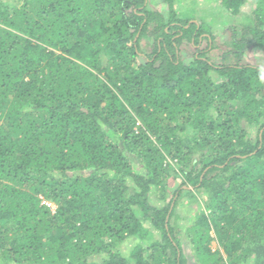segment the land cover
Returning a JSON list of instances; mask_svg holds the SVG:
<instances>
[{
	"label": "trees",
	"instance_id": "1",
	"mask_svg": "<svg viewBox=\"0 0 264 264\" xmlns=\"http://www.w3.org/2000/svg\"><path fill=\"white\" fill-rule=\"evenodd\" d=\"M145 1L0 0V264H264V0H217L219 65Z\"/></svg>",
	"mask_w": 264,
	"mask_h": 264
},
{
	"label": "rangeland",
	"instance_id": "2",
	"mask_svg": "<svg viewBox=\"0 0 264 264\" xmlns=\"http://www.w3.org/2000/svg\"><path fill=\"white\" fill-rule=\"evenodd\" d=\"M144 6L148 8L149 10H157L161 14L165 15L168 13V5L163 0H146L144 3ZM142 8V7H140ZM173 8L176 13V17H184L183 14H188V16H191V19H189V22H195L196 28L193 29V33H190L188 30H192L191 28L187 27L188 25H185L187 27L185 31L186 35H190L192 38H199L198 43L192 44L191 42L183 41L178 45L179 46V60H181L183 63H189L192 60V55L195 54L196 56L202 55L203 58L210 57L212 61L215 62V65H219L222 61L220 60L221 55V48L220 46L224 43V39L229 38L230 33L227 31V33H221L222 29L225 28V24L229 23H236V22H242V17H231L230 15H222L221 12H218L217 9L220 8L219 2L217 0H173ZM187 8V9H186ZM254 8V0H247L242 7V16L244 14L250 13ZM182 15V16H181ZM198 28H201L203 30L202 33H198ZM240 27H238L239 29ZM178 30V29H177ZM199 30V31H198ZM204 30H208L210 32L215 33L214 39L210 42L209 40L205 39L204 36L206 33ZM151 43L152 38H142L140 41V47L144 53H150L151 51ZM262 55L259 52H255L253 49H251L248 53V56L246 58L249 62H254L255 65H262V62H257V59L259 60ZM106 57H102V61H105ZM210 75L213 79L219 81L222 80V75H218V73L214 71H210ZM179 181L175 185L178 184ZM169 186V192L171 193V184ZM184 186V185H183ZM171 187V188H170ZM185 187V186H184ZM153 201L156 205H160V201H157V196L152 195ZM186 195H181V198L179 200V210L181 211L182 218H178L177 222L180 225L181 232L179 234V238L181 240V243L183 244V255L186 256V259H188V262H192L193 255L190 253L188 248V242H187V235H186V227L189 226L191 223L192 216L195 212V209L198 207V203H187ZM54 204L51 203V208L54 210ZM211 235L215 237V234L213 230L210 231ZM133 244V239H129L127 241H121L120 243V250H125L126 253L129 250V247ZM209 246L212 249L216 248V241H211L209 243Z\"/></svg>",
	"mask_w": 264,
	"mask_h": 264
},
{
	"label": "built area",
	"instance_id": "3",
	"mask_svg": "<svg viewBox=\"0 0 264 264\" xmlns=\"http://www.w3.org/2000/svg\"><path fill=\"white\" fill-rule=\"evenodd\" d=\"M47 204H51L50 202H47Z\"/></svg>",
	"mask_w": 264,
	"mask_h": 264
}]
</instances>
